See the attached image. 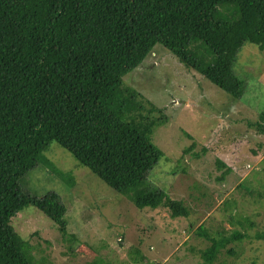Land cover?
<instances>
[{"label": "trees", "instance_id": "16d2710c", "mask_svg": "<svg viewBox=\"0 0 264 264\" xmlns=\"http://www.w3.org/2000/svg\"><path fill=\"white\" fill-rule=\"evenodd\" d=\"M158 44L240 100L246 81L236 73L237 56L245 44L264 54V0H0V264L34 263L11 225L28 207L77 241L57 194L38 198L20 188L53 142L118 194L144 182L160 161L151 135L167 120L151 117L162 111L123 80ZM248 125L264 135V113ZM134 206L190 216L163 190L139 196ZM230 223L252 226L233 216ZM196 235L208 243L199 251L203 264L234 256L227 246L245 238L222 227L215 235L204 225ZM133 255L136 264L145 260Z\"/></svg>", "mask_w": 264, "mask_h": 264}, {"label": "rangeland", "instance_id": "374dc122", "mask_svg": "<svg viewBox=\"0 0 264 264\" xmlns=\"http://www.w3.org/2000/svg\"><path fill=\"white\" fill-rule=\"evenodd\" d=\"M235 70L246 81L240 100L158 44L124 77L162 111L151 117L163 114L167 120L151 135L162 158L126 194L110 189L53 142L20 188L38 198L57 194L68 210V234L77 241L63 238L36 208L24 209L11 225L29 243L33 264H136V250L145 257L141 264H203L199 251L208 243L196 235L202 225L215 235L222 227L245 236L227 246L234 256L224 254L215 264H264V241L257 238L264 235V135L248 125L264 113V54L245 44ZM217 161L229 170L223 179L227 170ZM155 190L183 201L190 216L173 219L166 209L134 206L136 198ZM231 216L249 219L251 228L232 226Z\"/></svg>", "mask_w": 264, "mask_h": 264}]
</instances>
